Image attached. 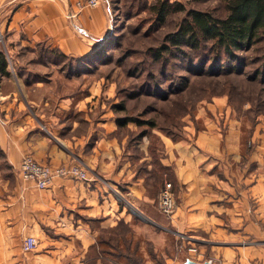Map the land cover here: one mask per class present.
I'll list each match as a JSON object with an SVG mask.
<instances>
[{"label":"crops","instance_id":"crops-1","mask_svg":"<svg viewBox=\"0 0 264 264\" xmlns=\"http://www.w3.org/2000/svg\"><path fill=\"white\" fill-rule=\"evenodd\" d=\"M103 10L78 9L75 0H0V31L6 32L7 48L11 42H44L64 54L81 53L106 33ZM5 76L15 86H0V149L15 174L0 175V264H14L27 235L39 249L29 264H83L86 251L105 246L98 254L108 255L107 264H124L117 246L101 240L105 230L123 225L145 262L150 248L163 264H183L186 257L264 264V119L255 122L245 147L239 121L217 98L207 106L214 117L205 118L201 128L189 126L176 138L158 133L160 146L151 150L147 136L133 143L121 132L111 110L99 104L95 87L82 96L34 87L36 94L61 96L26 105L22 76L4 70L1 83ZM219 116L225 117V132ZM27 153L51 165L77 161L88 178L55 177L38 188L18 173ZM160 165L170 167L175 180L170 216L156 206L164 176Z\"/></svg>","mask_w":264,"mask_h":264},{"label":"rangeland","instance_id":"rangeland-1","mask_svg":"<svg viewBox=\"0 0 264 264\" xmlns=\"http://www.w3.org/2000/svg\"><path fill=\"white\" fill-rule=\"evenodd\" d=\"M162 1L101 0L95 7L104 8L107 31L100 41L93 42L81 53L64 54L44 42L24 45L11 42L7 48L6 32L0 31L1 61L6 63L5 71L22 76V84L19 83L21 103L44 102L46 98L51 101L61 96L36 94L34 87L44 92L46 88H65L73 96L88 94V90L95 87L99 104L108 107L114 118L128 122L121 127V132H128L133 143L147 136L149 144L158 147L160 144L155 139L158 133L176 138L185 135L189 126H194L195 130L201 128L205 118L214 117L207 106L222 98L223 110H229V116L239 121L241 140L246 147L255 122L264 119V36L250 48L236 51L235 60L211 52L206 42L197 49L172 47L169 51H161V57L154 59L153 52L165 34L177 27L185 10H209L220 16L226 13L222 0H167L171 8L183 6L185 10H171L161 20L152 5L156 3L158 7ZM38 81L41 83H36ZM2 85L15 86L7 76L3 83L0 82ZM121 105L123 109L117 107ZM224 119L219 116L222 132L227 129ZM10 167L4 162L0 149V175L11 178L15 170ZM167 171L170 177L167 178L173 182L170 167ZM119 229L122 239L113 242L122 263H162L150 248L152 260L145 262L146 258L137 250L138 241L129 237L127 226ZM103 236L108 240L109 231L105 230ZM37 243L36 240L33 250H18L21 256L14 259V264H29L31 259L34 262L32 255ZM13 245L19 248L17 241ZM106 249L103 247L104 251ZM108 258V255L101 253L100 256L89 249L83 264H107Z\"/></svg>","mask_w":264,"mask_h":264},{"label":"trees","instance_id":"trees-1","mask_svg":"<svg viewBox=\"0 0 264 264\" xmlns=\"http://www.w3.org/2000/svg\"><path fill=\"white\" fill-rule=\"evenodd\" d=\"M222 1L226 10L223 16L216 15L209 10L195 8L185 10L183 6L173 9L171 8V2L167 0L160 2L158 7H156V3L153 4L152 8H156L158 19L161 20H164L166 14L171 10H185V15L177 27L173 31L165 34L162 42L158 46L160 50L156 49L153 52V58L159 59L161 57V51H169L172 47L181 49L182 46H188L192 49H197L201 48L202 44L206 42L208 43V50L211 52L218 56L225 55L235 60L238 55L236 51L250 48L255 41L264 36V0ZM1 53L0 51V72H3L6 63L5 61H1ZM117 107L124 108L122 105ZM116 120L122 126L125 125V121L122 118L117 117ZM150 123L153 125L152 122ZM155 139L158 141V135L155 136ZM153 147L155 146L149 144L151 150ZM159 167L160 176L164 173L162 177L163 185L164 181L170 178L168 177L169 174L167 171L169 167L161 165ZM169 181H171L174 192L173 182L175 183V180L173 182L172 179ZM119 227L107 229L109 231L108 240L103 234L101 240L109 245H115L113 241L116 242L122 236ZM90 249H94L97 253L104 251L103 248L96 250L94 247H91Z\"/></svg>","mask_w":264,"mask_h":264},{"label":"built area","instance_id":"built-area-1","mask_svg":"<svg viewBox=\"0 0 264 264\" xmlns=\"http://www.w3.org/2000/svg\"><path fill=\"white\" fill-rule=\"evenodd\" d=\"M100 2L101 0H75V6L78 9L83 7H95L99 5ZM69 15L71 14L69 13ZM17 169L23 178L32 180L38 188L47 187L55 177H70L82 180L88 178L87 170L77 161L51 165L38 161L28 153L21 158ZM156 206L157 209L166 216H170L174 212L176 200L171 181L165 180L159 189L156 198ZM35 246L36 238L34 236L27 235L23 238L22 249L24 251L33 250ZM187 250L193 254L197 253L196 246H188Z\"/></svg>","mask_w":264,"mask_h":264},{"label":"water","instance_id":"water-1","mask_svg":"<svg viewBox=\"0 0 264 264\" xmlns=\"http://www.w3.org/2000/svg\"><path fill=\"white\" fill-rule=\"evenodd\" d=\"M183 264H209V261L207 259L203 261H195L189 257H186L183 261Z\"/></svg>","mask_w":264,"mask_h":264}]
</instances>
